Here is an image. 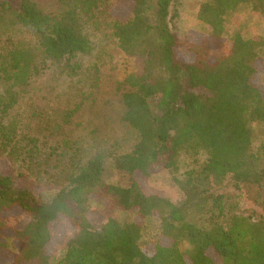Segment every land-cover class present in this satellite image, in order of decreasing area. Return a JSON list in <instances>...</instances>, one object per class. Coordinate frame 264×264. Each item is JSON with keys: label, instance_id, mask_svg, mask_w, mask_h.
<instances>
[{"label": "trees", "instance_id": "16d2710c", "mask_svg": "<svg viewBox=\"0 0 264 264\" xmlns=\"http://www.w3.org/2000/svg\"><path fill=\"white\" fill-rule=\"evenodd\" d=\"M129 2L128 16L113 18L108 0H0V45L3 36L10 45L0 63V258L10 256L12 264H264V216L244 211L241 195L232 191L258 188L256 204L264 211V142L261 151L253 149L251 127H264L257 79L264 36L229 32L225 19L241 4L264 16V0L200 4L198 19L211 28L221 53L179 36L181 0ZM99 12L113 19L120 49L143 62L141 71L125 77L121 95L123 120L137 141L111 157L113 168L128 176L125 186L105 180L103 155L81 160L70 149L43 150L10 118L49 62L69 68L92 52L87 26ZM181 154L192 160L180 178ZM17 163L24 167L20 183L7 170ZM156 166L172 173L181 192L177 202L143 189ZM45 186L56 190L49 200ZM98 199L132 220L108 217L95 227L87 213ZM149 217L160 219V229L143 245ZM61 222L72 230L52 263Z\"/></svg>", "mask_w": 264, "mask_h": 264}, {"label": "rangeland", "instance_id": "374dc122", "mask_svg": "<svg viewBox=\"0 0 264 264\" xmlns=\"http://www.w3.org/2000/svg\"><path fill=\"white\" fill-rule=\"evenodd\" d=\"M113 18L128 16L129 0H108ZM206 0H181L179 18L176 21V31L182 38H190L196 43L207 42L212 53H221L212 41V30L198 19L200 4ZM229 32H240L244 37L264 36V16L241 4L235 11L225 16ZM87 34L93 45L89 55L79 56L69 63L67 68L63 62H49L47 67L34 76L25 91L21 94L18 104L11 112L12 119L18 121L20 131L35 137L43 150L57 148L76 152L81 160H87L101 154L106 157L104 178L114 184L127 185L128 176L113 168L111 157L114 154L130 151L137 141V132L124 120V107L121 95L124 91L123 81L132 72L142 69L141 59L128 55L118 46L113 34V19L99 12L87 26ZM10 48L8 37L3 36L0 45V63L6 51ZM262 72L257 79L264 92V47L261 48L259 60ZM252 146L255 151L262 150L264 142V127L252 124ZM206 155L201 153L199 160L204 161ZM192 157L181 154L178 160V177H183L189 168ZM8 172L21 182L23 164L8 165ZM146 192L163 194L172 202L180 199L181 192L173 180L172 173L163 167L156 166L151 176L143 182ZM241 195V208L247 212H255L264 216V211L256 204L259 189L243 187L232 189ZM56 190L45 186L43 198L49 200ZM108 217L120 221H130L133 215L111 207L100 199L91 203L87 218L92 225L99 227ZM19 225L18 215L12 218ZM57 233L62 234L58 242H53L50 250L51 259L55 263L65 252L62 244L64 234L72 230L68 222L57 226ZM160 229V219L149 217L142 230V244L156 240ZM189 245L184 242L183 250ZM3 258V259H1ZM2 264H12L10 256L1 257Z\"/></svg>", "mask_w": 264, "mask_h": 264}]
</instances>
